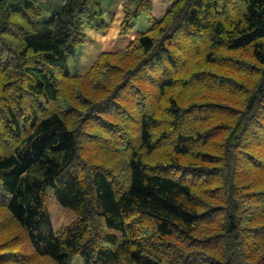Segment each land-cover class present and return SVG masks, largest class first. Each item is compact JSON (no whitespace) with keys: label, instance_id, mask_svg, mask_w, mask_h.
Returning a JSON list of instances; mask_svg holds the SVG:
<instances>
[{"label":"trees","instance_id":"1","mask_svg":"<svg viewBox=\"0 0 264 264\" xmlns=\"http://www.w3.org/2000/svg\"><path fill=\"white\" fill-rule=\"evenodd\" d=\"M44 1L0 0V264H264V0H136L82 76L100 5Z\"/></svg>","mask_w":264,"mask_h":264},{"label":"rangeland","instance_id":"2","mask_svg":"<svg viewBox=\"0 0 264 264\" xmlns=\"http://www.w3.org/2000/svg\"><path fill=\"white\" fill-rule=\"evenodd\" d=\"M103 13L105 31L97 32L92 26H85L83 29L84 43L78 48L75 57L67 60L68 70L71 76L85 75L96 59L106 53H116L134 41L137 34L145 33L149 30V19L144 13L130 24L128 37H119L121 25L124 23V9L132 12L136 0H97ZM150 5V15L156 22H161L171 11L174 2L168 0H146ZM63 5V0H46L39 6L42 16L40 21L46 22L59 12ZM45 212L49 217L52 232L67 226L75 220V215L61 208L52 198L50 192L47 193L45 202ZM69 264H83L77 256L72 257Z\"/></svg>","mask_w":264,"mask_h":264}]
</instances>
